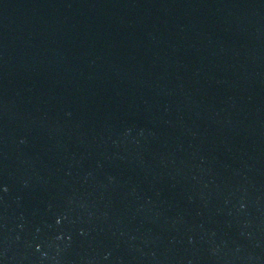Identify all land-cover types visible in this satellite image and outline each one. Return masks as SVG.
<instances>
[{"label": "water", "instance_id": "obj_1", "mask_svg": "<svg viewBox=\"0 0 264 264\" xmlns=\"http://www.w3.org/2000/svg\"><path fill=\"white\" fill-rule=\"evenodd\" d=\"M0 264H264V0H0Z\"/></svg>", "mask_w": 264, "mask_h": 264}]
</instances>
